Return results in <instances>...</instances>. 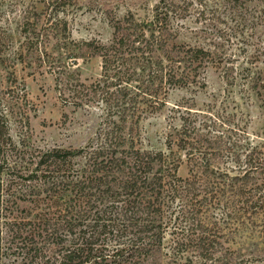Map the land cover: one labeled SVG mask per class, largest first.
<instances>
[{
	"label": "trees",
	"instance_id": "trees-1",
	"mask_svg": "<svg viewBox=\"0 0 264 264\" xmlns=\"http://www.w3.org/2000/svg\"><path fill=\"white\" fill-rule=\"evenodd\" d=\"M1 2L0 16L7 11L12 19L0 28V55L50 74L63 104L100 112L94 132L76 148L26 153L0 141V264L7 253L9 264H138L168 234L172 260L186 251L188 263L239 264L228 261L217 237L230 222L264 230V142L239 121L235 99L223 96L201 109L172 105L165 146L177 154L142 148L138 123L164 108L170 90L202 87L208 64L218 66L226 89L257 95L264 4L155 0L142 16L126 10L119 18L106 10L112 32L101 44L70 38L78 0ZM189 12L202 24L193 44L178 22ZM10 23L19 36L14 50L7 48ZM91 57L100 59L99 74L82 80L77 61ZM181 161L185 177L176 174ZM7 183L17 190L9 192ZM39 198L47 202L39 220L14 216L17 200Z\"/></svg>",
	"mask_w": 264,
	"mask_h": 264
},
{
	"label": "rangeland",
	"instance_id": "rangeland-1",
	"mask_svg": "<svg viewBox=\"0 0 264 264\" xmlns=\"http://www.w3.org/2000/svg\"><path fill=\"white\" fill-rule=\"evenodd\" d=\"M37 1V0H33ZM155 0H78V9L68 19L70 38L73 40H94L97 43L106 44L110 39L112 28L106 10H111L115 17H121L126 10L135 12L142 16L146 7L150 8ZM264 0H251L249 5L262 6ZM0 6H4L1 2ZM7 6V5H6ZM3 7L4 9H7ZM20 8L19 5H15ZM36 6H41L36 3ZM88 6L86 9L85 7ZM18 7H13L14 12ZM12 15L4 11L0 16V28L9 22ZM182 23L187 42H196L195 32L202 27L201 21L194 19L191 12L187 17L178 20ZM5 25V24H4ZM11 44L8 50H14L19 43L18 33L14 25L8 26ZM195 37H194V36ZM190 36V37H188ZM180 39V38H179ZM8 40V41H9ZM18 42V43H17ZM100 59L98 57L78 60L76 69L82 80H93L99 74ZM202 87L174 88L166 95V105L160 111L146 114L138 123L139 144L142 148L170 151L176 153L175 148L170 150L165 146V135L167 133V120L165 115L172 105L187 106L193 108H204L203 105L213 100L220 101L223 96L235 99L240 112L237 117L244 122L247 131L253 139L264 142V71L261 73V82L258 94L254 92H238L236 88L226 89L219 75L216 64H208L201 74ZM100 110L96 107L74 110L70 105L63 104L54 89L53 79L50 74L42 68L36 69L17 61L12 55L4 52L0 55V141L5 142L6 148L14 146L20 152L35 153L37 150L47 148H76L83 145L87 138L94 132L99 122ZM177 154V153H176ZM187 165L181 161L176 174L179 177L187 175ZM21 191L25 189L26 183L21 181ZM9 192L17 190V186L9 185ZM8 188L7 186H5ZM47 202L41 198L30 202L16 201V212L14 216L22 220H39L46 211ZM250 219L254 221V218ZM245 229L237 224L227 225L225 230L220 229L221 235L217 239L226 247L229 255L228 261L234 262L240 259L239 264H264V230L259 225L247 223ZM234 222V221H233ZM238 223V220L235 221ZM259 224L258 221H255ZM235 224V223H234ZM221 227L224 224L220 225ZM234 226V227H233ZM251 230V232L249 231ZM5 239L8 235L4 234ZM172 235L165 236L162 248L150 257L139 258L138 264H195L188 263L189 252L178 251L176 260H172V249L170 241ZM35 240H40L35 238ZM49 248V247H48ZM48 251V249H47ZM221 252V253H220ZM224 251L219 249L215 256L220 258ZM193 255H191L192 257ZM182 257V258H181ZM184 257V259H183ZM13 256L9 253L2 259L3 264H9ZM136 260V258L132 259ZM198 259H196L197 264ZM12 264V263H11ZM132 264V263H128Z\"/></svg>",
	"mask_w": 264,
	"mask_h": 264
}]
</instances>
